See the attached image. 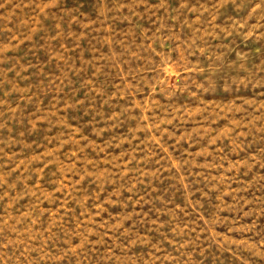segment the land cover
<instances>
[{
  "label": "rangeland",
  "instance_id": "374dc122",
  "mask_svg": "<svg viewBox=\"0 0 264 264\" xmlns=\"http://www.w3.org/2000/svg\"><path fill=\"white\" fill-rule=\"evenodd\" d=\"M0 264H264V0H0Z\"/></svg>",
  "mask_w": 264,
  "mask_h": 264
}]
</instances>
